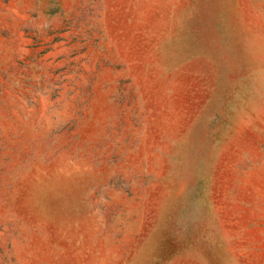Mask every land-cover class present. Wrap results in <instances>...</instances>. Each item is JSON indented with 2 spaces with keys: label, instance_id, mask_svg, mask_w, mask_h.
Returning <instances> with one entry per match:
<instances>
[{
  "label": "rangeland",
  "instance_id": "rangeland-1",
  "mask_svg": "<svg viewBox=\"0 0 264 264\" xmlns=\"http://www.w3.org/2000/svg\"><path fill=\"white\" fill-rule=\"evenodd\" d=\"M0 264H264V0H0Z\"/></svg>",
  "mask_w": 264,
  "mask_h": 264
}]
</instances>
